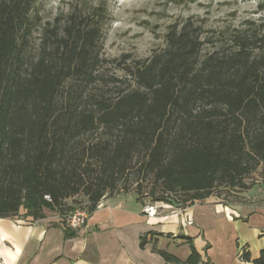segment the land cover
<instances>
[{
  "label": "trees",
  "instance_id": "16d2710c",
  "mask_svg": "<svg viewBox=\"0 0 264 264\" xmlns=\"http://www.w3.org/2000/svg\"><path fill=\"white\" fill-rule=\"evenodd\" d=\"M34 2L0 0V217L23 209L37 219L43 208L66 216L76 209L66 199L79 193L90 214L131 169L144 176L138 196L176 206L216 186L247 189L245 178L264 170V22L203 56L205 42L225 37L202 38L191 19L171 24L162 49L125 66L132 85L107 94L96 87L105 6L48 23L32 54ZM185 238L184 261L153 250L166 263L213 264ZM252 263L264 264V248Z\"/></svg>",
  "mask_w": 264,
  "mask_h": 264
},
{
  "label": "crops",
  "instance_id": "0c3cea01",
  "mask_svg": "<svg viewBox=\"0 0 264 264\" xmlns=\"http://www.w3.org/2000/svg\"><path fill=\"white\" fill-rule=\"evenodd\" d=\"M100 202L76 229L50 208L37 219L24 216L23 209L0 217V264H172L153 248L184 261L190 255L185 237L213 264H253L264 248V208L258 204L234 205L238 215L230 216L231 202L208 196L191 204L167 203L148 216L143 208L152 202L134 192L108 194Z\"/></svg>",
  "mask_w": 264,
  "mask_h": 264
},
{
  "label": "rangeland",
  "instance_id": "374dc122",
  "mask_svg": "<svg viewBox=\"0 0 264 264\" xmlns=\"http://www.w3.org/2000/svg\"><path fill=\"white\" fill-rule=\"evenodd\" d=\"M99 4L105 6L101 38V56L105 61L98 70L103 79L96 83V87H101L107 94L115 93L116 86L132 85L125 66H132L136 61L147 59L162 49L166 42L165 34L171 24H181L191 19L195 25L202 27V38L225 37L226 41L205 42L201 51L203 56L222 44L227 46L237 30L257 28L264 22V0H35L32 11L34 27L29 35L30 52L35 54L37 51L43 27L48 23L63 22L73 9L89 12ZM110 76L124 81L113 85ZM126 174L112 193L122 191L124 187H127V191L136 192V180H142L144 176L137 175L135 169ZM142 182V192L147 194L152 187L151 179L147 177ZM245 182L249 185L247 189L229 190L216 186L210 196L216 201L231 202L226 204L230 216L238 215L235 208H239V205L258 204L264 208L262 167L258 166L252 171ZM176 195L183 197L181 192ZM141 197L149 201L148 195ZM66 203L72 208L85 209L88 200L79 193L66 199Z\"/></svg>",
  "mask_w": 264,
  "mask_h": 264
},
{
  "label": "built area",
  "instance_id": "2783aa9c",
  "mask_svg": "<svg viewBox=\"0 0 264 264\" xmlns=\"http://www.w3.org/2000/svg\"><path fill=\"white\" fill-rule=\"evenodd\" d=\"M44 197L47 200L50 199L48 195H45ZM97 206H101V202H99L97 204ZM165 206H169V205L167 203L163 202V201H155V202H152L150 204L145 205L144 208H143V211L148 216H153V215H156L158 213V209L163 208ZM233 213H235V215H237L235 211H233ZM87 217H88V212H87L86 209L76 208L74 210H71L64 217L65 226L68 227V228H71V229H76V228H78V227H80V226L85 224Z\"/></svg>",
  "mask_w": 264,
  "mask_h": 264
}]
</instances>
